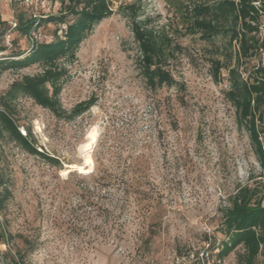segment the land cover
<instances>
[{"label": "rangeland", "instance_id": "rangeland-1", "mask_svg": "<svg viewBox=\"0 0 264 264\" xmlns=\"http://www.w3.org/2000/svg\"><path fill=\"white\" fill-rule=\"evenodd\" d=\"M112 8L82 41L75 61L63 62L62 107L71 111L93 99L89 110L69 121L26 95L13 103L20 133L60 163L51 165L0 134V264H199L208 235L223 238L221 209L230 195L264 181L227 95L229 68L239 66L247 79L258 57L239 59L238 43L226 36L193 33L184 0H112ZM59 9L52 0H0L10 25L0 37L8 47L0 58L31 46L13 30L17 11L40 16ZM136 22L163 40L164 67L177 85L147 84ZM54 29L41 27L34 36L52 39ZM40 70L0 66V96ZM94 127L97 140L85 150ZM86 152L92 166L77 171L72 165H83ZM95 171L106 183L91 178ZM120 180L132 183L125 201ZM221 250L206 264H239L240 246L227 255Z\"/></svg>", "mask_w": 264, "mask_h": 264}, {"label": "trees", "instance_id": "trees-1", "mask_svg": "<svg viewBox=\"0 0 264 264\" xmlns=\"http://www.w3.org/2000/svg\"><path fill=\"white\" fill-rule=\"evenodd\" d=\"M25 1V0H19ZM60 3L57 13L28 16L23 11L16 12L17 30L26 37L31 46L26 50H13L9 56L0 58L4 69L23 68L38 65L41 70L33 75H24L14 81L0 96V134L7 133L27 152L43 157L51 165H59L55 156L39 151L27 135L19 131L13 116V103L19 95L32 98L55 116L69 121L77 119L95 103L89 99L78 103L71 111L62 107L59 94L67 80V69L63 62H73L82 41L94 27L113 14L112 0H52ZM187 3V18L193 33L200 32L206 38L219 35L228 37L229 43H238L239 59L249 60L257 57L262 43L257 38L258 23L264 14V0L259 6L257 0H184ZM255 23V24H254ZM54 25V37L42 39L34 36L41 27ZM10 25L0 14V37L9 30ZM141 50L140 68L151 88L164 85L174 86L178 81L164 67L166 50L154 32L141 27L136 22L133 27ZM59 32H62L59 34ZM15 41V40H12ZM8 47L0 45V53ZM1 57V56H0ZM220 67V62H217ZM245 71H248L245 68ZM229 100L236 110L237 125L249 133L251 144L264 175V67L255 66L245 79L239 66L229 68ZM96 171L101 172L98 163ZM93 172L91 178L98 184L106 183L105 174L99 177ZM253 178V177H252ZM104 185V184H103ZM101 185V186H103ZM121 200L130 198L132 183L128 180L118 182ZM4 196L0 194V208ZM223 215L222 240L215 237L212 247L221 246L220 255H227L240 246L239 264H264V181L239 186L229 197L228 206L221 209ZM149 240L153 238L152 230ZM7 254H10L9 250Z\"/></svg>", "mask_w": 264, "mask_h": 264}, {"label": "built area", "instance_id": "built-area-1", "mask_svg": "<svg viewBox=\"0 0 264 264\" xmlns=\"http://www.w3.org/2000/svg\"><path fill=\"white\" fill-rule=\"evenodd\" d=\"M260 3H261V0L254 1V4L256 6H259ZM262 16H264V14ZM14 25H16V23H14ZM256 35L259 41L262 43V46L260 47L259 52L257 54V57H258L257 66L261 65L264 67V20H260V22L258 23V30L256 32ZM45 39H49V38H45ZM8 43H10V40L8 41ZM225 86L227 87V83L225 84ZM263 124H264V118H263ZM214 239L215 238H212L210 234L205 239L204 247L202 251L199 253V255L197 256L199 264H206V262L209 263V261L211 260V257L214 258L213 253L219 247L218 245L220 243V241L218 240L217 247L213 248L212 243Z\"/></svg>", "mask_w": 264, "mask_h": 264}, {"label": "bare ground", "instance_id": "bare-ground-1", "mask_svg": "<svg viewBox=\"0 0 264 264\" xmlns=\"http://www.w3.org/2000/svg\"><path fill=\"white\" fill-rule=\"evenodd\" d=\"M98 134L99 133H98L96 127H94L91 131L88 132L87 141L83 145L85 150H86V148H90L91 149L93 143H95L96 140H97V135ZM86 154H87V152H86ZM72 166L75 167L76 170L80 171V172H83L84 170H87L86 169L87 166H92V159L90 157V154H87V156L85 157V162H84L83 165H72ZM63 172H68V170H64Z\"/></svg>", "mask_w": 264, "mask_h": 264}]
</instances>
